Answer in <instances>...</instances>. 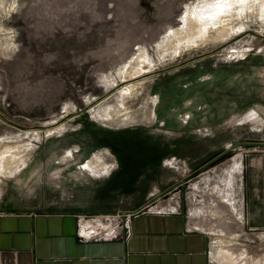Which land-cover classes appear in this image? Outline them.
I'll use <instances>...</instances> for the list:
<instances>
[{"label": "rangeland", "instance_id": "obj_1", "mask_svg": "<svg viewBox=\"0 0 264 264\" xmlns=\"http://www.w3.org/2000/svg\"><path fill=\"white\" fill-rule=\"evenodd\" d=\"M220 1L0 0V209L93 192L110 171L80 169L109 154L90 123L153 138L165 123L163 139L189 140L184 199L214 263L264 264V0L225 33L185 23Z\"/></svg>", "mask_w": 264, "mask_h": 264}, {"label": "crops", "instance_id": "obj_2", "mask_svg": "<svg viewBox=\"0 0 264 264\" xmlns=\"http://www.w3.org/2000/svg\"><path fill=\"white\" fill-rule=\"evenodd\" d=\"M89 126L90 147L109 154L82 165L106 163L107 178L75 197L74 208L0 209V264H215L210 235L195 226L184 199L198 171L185 155L189 140L163 139L165 123L154 138L142 127ZM253 227H264V210Z\"/></svg>", "mask_w": 264, "mask_h": 264}, {"label": "bare ground", "instance_id": "obj_3", "mask_svg": "<svg viewBox=\"0 0 264 264\" xmlns=\"http://www.w3.org/2000/svg\"><path fill=\"white\" fill-rule=\"evenodd\" d=\"M244 1L245 0H222L216 3L212 8L206 11H201L199 13L190 12L185 20V23L190 24V25L191 23L197 24L198 26H201L203 30H206V31L208 29H213L215 30L216 34L225 33L227 29L229 28L228 20H230L233 16L237 15V13H235L236 7L237 5L240 6ZM233 12L234 14L232 15ZM227 257H228L227 260H232V257H230V254H228Z\"/></svg>", "mask_w": 264, "mask_h": 264}]
</instances>
